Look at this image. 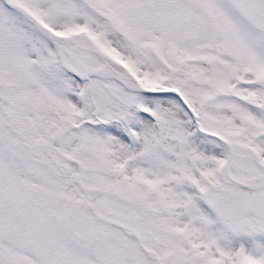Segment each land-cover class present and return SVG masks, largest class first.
Masks as SVG:
<instances>
[{
	"label": "snow or ice",
	"instance_id": "6c2138e0",
	"mask_svg": "<svg viewBox=\"0 0 264 264\" xmlns=\"http://www.w3.org/2000/svg\"><path fill=\"white\" fill-rule=\"evenodd\" d=\"M0 264H264V0H0Z\"/></svg>",
	"mask_w": 264,
	"mask_h": 264
}]
</instances>
